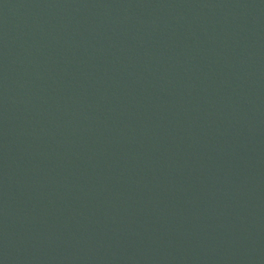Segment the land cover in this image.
<instances>
[{"label": "water", "instance_id": "obj_1", "mask_svg": "<svg viewBox=\"0 0 264 264\" xmlns=\"http://www.w3.org/2000/svg\"><path fill=\"white\" fill-rule=\"evenodd\" d=\"M0 264H264V0H0Z\"/></svg>", "mask_w": 264, "mask_h": 264}]
</instances>
